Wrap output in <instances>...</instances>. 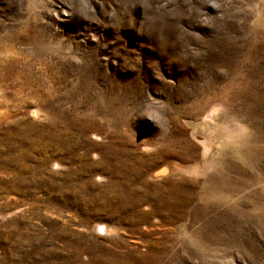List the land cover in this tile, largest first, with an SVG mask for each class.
<instances>
[{
    "label": "rangeland",
    "instance_id": "1",
    "mask_svg": "<svg viewBox=\"0 0 264 264\" xmlns=\"http://www.w3.org/2000/svg\"><path fill=\"white\" fill-rule=\"evenodd\" d=\"M0 264H264V0H0Z\"/></svg>",
    "mask_w": 264,
    "mask_h": 264
},
{
    "label": "bare ground",
    "instance_id": "2",
    "mask_svg": "<svg viewBox=\"0 0 264 264\" xmlns=\"http://www.w3.org/2000/svg\"><path fill=\"white\" fill-rule=\"evenodd\" d=\"M194 171H197V169H194Z\"/></svg>",
    "mask_w": 264,
    "mask_h": 264
}]
</instances>
